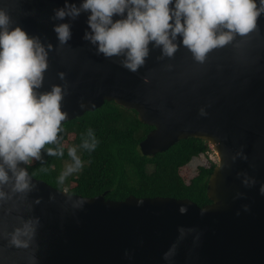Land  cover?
<instances>
[{"label": "water", "instance_id": "obj_1", "mask_svg": "<svg viewBox=\"0 0 264 264\" xmlns=\"http://www.w3.org/2000/svg\"><path fill=\"white\" fill-rule=\"evenodd\" d=\"M67 2L79 7L81 0ZM64 6L0 0L10 27L19 25L47 52L36 91L60 86L61 124L106 101L135 110L152 127L140 142L146 156L190 137L208 142L218 157L207 184L211 202L74 195L33 177L30 157L18 162L27 189L14 191V180L0 185V264H264V11L247 33L234 32L202 60L178 34L171 56L150 41L144 62L131 70L123 53L106 56L84 39L88 11L57 18ZM60 23L70 29L64 43L54 31ZM25 222L30 234L17 245L12 236Z\"/></svg>", "mask_w": 264, "mask_h": 264}, {"label": "clouds", "instance_id": "obj_2", "mask_svg": "<svg viewBox=\"0 0 264 264\" xmlns=\"http://www.w3.org/2000/svg\"><path fill=\"white\" fill-rule=\"evenodd\" d=\"M81 10L89 13L90 31H85L84 39L106 56L123 53L125 66L135 70L144 62L150 41L171 56L177 48L178 34L181 43L202 60L207 51L231 40L234 32L243 34L252 29L264 11V0H259V7L257 0H81L79 7L65 0V6L56 9L55 15L75 17ZM54 31L61 43L70 37L67 23L54 25ZM46 58L39 40L28 36L19 25L10 27L9 15L0 9V185L14 180V191L29 187L27 170L18 167V162L39 158L41 148L56 141L66 117L60 108V86L36 91L47 67ZM95 145L94 138L91 144H84L89 148ZM46 151L57 154L52 148ZM68 154L79 167L75 148L69 147ZM73 170L68 166L67 171ZM4 195L0 191V197ZM30 231V222H25L15 230L12 242L26 244L18 237Z\"/></svg>", "mask_w": 264, "mask_h": 264}, {"label": "trees", "instance_id": "obj_3", "mask_svg": "<svg viewBox=\"0 0 264 264\" xmlns=\"http://www.w3.org/2000/svg\"><path fill=\"white\" fill-rule=\"evenodd\" d=\"M151 129L140 122L135 110L106 101L100 108L62 123L56 141L45 144L39 158L31 157L28 171L55 188L83 197L106 192V199L115 201L134 195L188 198L199 206L210 203L207 184L218 163L210 144L190 137L164 152L146 156L140 142ZM93 138L95 147H85ZM69 147L78 150L79 167L68 154ZM48 148L57 154L49 155ZM203 156L208 157L209 165L198 166L196 174L186 179L182 170ZM70 165L74 170L69 172Z\"/></svg>", "mask_w": 264, "mask_h": 264}, {"label": "rangeland", "instance_id": "obj_4", "mask_svg": "<svg viewBox=\"0 0 264 264\" xmlns=\"http://www.w3.org/2000/svg\"><path fill=\"white\" fill-rule=\"evenodd\" d=\"M211 149H212V153H213V151H215L214 147H211ZM75 153H76V155H79V152L77 149H75ZM201 165H207V166L209 165V161H208L207 156L200 157L199 159H194L190 165H188L187 167H185L182 170V173L184 174L186 179H189L196 174L198 166H201Z\"/></svg>", "mask_w": 264, "mask_h": 264}, {"label": "built area", "instance_id": "obj_5", "mask_svg": "<svg viewBox=\"0 0 264 264\" xmlns=\"http://www.w3.org/2000/svg\"><path fill=\"white\" fill-rule=\"evenodd\" d=\"M213 147L212 145H210V148ZM215 154H217L215 151H214ZM217 156V155H216ZM218 158V157H217Z\"/></svg>", "mask_w": 264, "mask_h": 264}]
</instances>
